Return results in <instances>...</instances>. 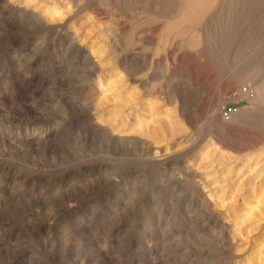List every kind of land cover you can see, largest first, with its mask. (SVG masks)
I'll list each match as a JSON object with an SVG mask.
<instances>
[{
    "label": "rangeland",
    "instance_id": "obj_1",
    "mask_svg": "<svg viewBox=\"0 0 264 264\" xmlns=\"http://www.w3.org/2000/svg\"><path fill=\"white\" fill-rule=\"evenodd\" d=\"M0 264H264V0H0Z\"/></svg>",
    "mask_w": 264,
    "mask_h": 264
},
{
    "label": "built area",
    "instance_id": "obj_2",
    "mask_svg": "<svg viewBox=\"0 0 264 264\" xmlns=\"http://www.w3.org/2000/svg\"><path fill=\"white\" fill-rule=\"evenodd\" d=\"M239 92V90H238ZM241 93L243 94H251V90H249V88H246V87H243L241 90H240ZM227 112L224 111V114L226 115Z\"/></svg>",
    "mask_w": 264,
    "mask_h": 264
},
{
    "label": "bare ground",
    "instance_id": "obj_3",
    "mask_svg": "<svg viewBox=\"0 0 264 264\" xmlns=\"http://www.w3.org/2000/svg\"><path fill=\"white\" fill-rule=\"evenodd\" d=\"M115 134V133H114ZM117 137V136H116ZM119 138V137H118ZM114 139H115V137H114Z\"/></svg>",
    "mask_w": 264,
    "mask_h": 264
}]
</instances>
